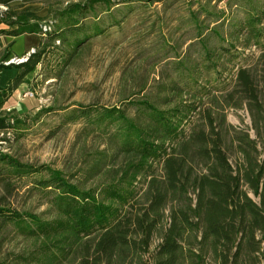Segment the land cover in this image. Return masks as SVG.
I'll list each match as a JSON object with an SVG mask.
<instances>
[{
	"label": "trees",
	"instance_id": "16d2710c",
	"mask_svg": "<svg viewBox=\"0 0 264 264\" xmlns=\"http://www.w3.org/2000/svg\"><path fill=\"white\" fill-rule=\"evenodd\" d=\"M15 1L23 4L12 7ZM103 1L72 3L56 12L48 6V15L33 22L25 11L17 9L37 0H0V6L7 8L0 10V25H18L12 31L0 29V35H42L38 52L18 66L21 72L9 90L20 86L57 42L68 46L73 58L107 28L119 25L100 22L97 4ZM135 1L145 0H130ZM94 14L96 21L91 23ZM52 16L54 19L48 20ZM261 23L260 15L251 16L234 31L233 36L243 43L216 52L204 33L199 35L204 68L218 74L221 67L237 69L232 89L217 93L202 88L198 78L203 74L201 67L187 68L183 79L163 87L164 96L132 102L138 117H130L126 109L105 110L98 126L102 133L107 132L108 148L95 157L92 166L79 170L84 174L81 179L76 173L48 165L23 163L0 150V229L13 226L36 242L29 253L17 255V261L150 264L146 256L160 235L161 243L151 255L153 264H258L264 243V161L256 156L257 140L245 134L237 137L244 160L235 168L225 149L224 131L226 110L245 105L257 113L256 120L264 127V50L261 39L255 40L254 33L247 31L248 26ZM240 50L246 56H255L258 50L256 64H235ZM225 55L231 57L232 67L223 63ZM7 56L1 58L0 71L15 67L3 64ZM182 64L178 61L174 69L181 70ZM92 113V108L75 109L72 117ZM26 123L18 117L0 116V134L5 137ZM115 123L119 125L113 133ZM101 174L102 181L88 186ZM23 183L29 193L45 198L47 211L36 214L12 204Z\"/></svg>",
	"mask_w": 264,
	"mask_h": 264
},
{
	"label": "rangeland",
	"instance_id": "374dc122",
	"mask_svg": "<svg viewBox=\"0 0 264 264\" xmlns=\"http://www.w3.org/2000/svg\"><path fill=\"white\" fill-rule=\"evenodd\" d=\"M89 1L37 0L34 5H27L22 10L33 16L45 8L49 11L48 6L56 12L72 3ZM19 3L12 6L18 8L21 6ZM97 5L100 22L119 25L107 28L103 35L81 48L73 58H70V48L57 42V47L49 50L35 69L36 77L27 92L28 96L25 95L35 99L38 108L22 115L21 119L27 123L21 129L5 137L0 134V150L4 153L26 164L37 167L48 165L67 173H76L79 179L84 177L79 170L92 166L95 157L108 148L107 132L102 133L98 126L100 115L105 110L126 109L130 117H138V108L132 102L147 96L156 99L164 96V86L175 79H183L188 69L198 67L203 73L202 76L197 73L202 88L207 87L217 93L232 89L237 69L224 70L221 67L222 72L218 74L217 70H208L201 64L205 55L199 41L201 32L214 52L220 47H235L243 43L233 36L237 27L246 25L251 16L260 15L263 23L256 27L247 25V31L254 33L255 40L261 39L259 43L264 50V0H105ZM52 19L54 16L48 20ZM90 21H96L95 14ZM244 39L245 36L242 41ZM255 51V56H246L240 50L241 54L235 56L234 63L255 65L259 55V51ZM180 60L182 68L177 71L174 66ZM230 60L231 57L225 55L223 63L232 67L234 63L231 65ZM180 81L184 84V80ZM262 99L264 101V89ZM88 108H92L93 112L89 117H72L75 109L82 111ZM226 115L225 149L232 165L237 168L243 163L237 137H244L245 134L257 140L259 153L256 156L262 163L264 127L256 120L257 113L245 105L240 109L228 108ZM118 125L112 124L113 133ZM103 179L101 174L89 181L88 186ZM23 186L12 204L22 211L36 214L47 211L45 198L29 193L24 183ZM193 198L196 199V196L193 195ZM35 243L13 226L0 229V263L23 264L17 261L16 256L29 253ZM160 243L158 235L154 239L152 253ZM152 253L146 256L150 264L154 263ZM258 255V264H264V243Z\"/></svg>",
	"mask_w": 264,
	"mask_h": 264
},
{
	"label": "crops",
	"instance_id": "0c3cea01",
	"mask_svg": "<svg viewBox=\"0 0 264 264\" xmlns=\"http://www.w3.org/2000/svg\"><path fill=\"white\" fill-rule=\"evenodd\" d=\"M21 1H15L10 5H16ZM22 5L23 3H19ZM29 4V5H34ZM13 7V6H12ZM24 8H19L17 11L22 12ZM47 8L36 12L33 16L29 13L26 14L32 21H35L36 17H46L48 11ZM49 10V8H48ZM18 28V25L8 26L6 24L0 25V29H5L8 31H12ZM42 41V35L38 33H24L19 36H13L8 34L0 35V61L3 55L8 54L7 60L13 57H21L25 55L27 51L31 48H39L40 43ZM3 62V64H4ZM5 65V64H4ZM6 67H9L5 65ZM15 66L13 68H4L0 71V116H9V117H18L21 118L22 115L28 114L31 110L38 108V103L32 97L28 96L27 92L31 88L32 83L36 77L37 70L28 74L25 78V81L17 87H14L11 91L10 83L14 81L20 74L21 69L18 67L19 65H10ZM26 95V96H25ZM33 95V94H32Z\"/></svg>",
	"mask_w": 264,
	"mask_h": 264
},
{
	"label": "built area",
	"instance_id": "2783aa9c",
	"mask_svg": "<svg viewBox=\"0 0 264 264\" xmlns=\"http://www.w3.org/2000/svg\"><path fill=\"white\" fill-rule=\"evenodd\" d=\"M1 8V6H0ZM4 9H7L6 7H3ZM38 52L37 48H31L29 51L25 53V55L21 57H13L6 62H4L5 65L10 66V65H22L24 63L29 62L30 58L32 55L36 54Z\"/></svg>",
	"mask_w": 264,
	"mask_h": 264
}]
</instances>
